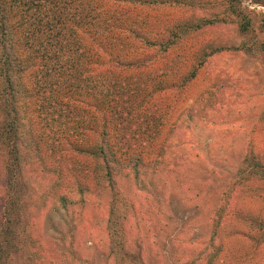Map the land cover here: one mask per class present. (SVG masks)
I'll use <instances>...</instances> for the list:
<instances>
[{
    "label": "trees",
    "instance_id": "obj_1",
    "mask_svg": "<svg viewBox=\"0 0 264 264\" xmlns=\"http://www.w3.org/2000/svg\"><path fill=\"white\" fill-rule=\"evenodd\" d=\"M223 1L237 33H252L239 0ZM209 3L0 0V264H47L37 217L83 208L117 177L162 172L180 130L214 111L210 94L182 109L180 95L209 58L247 50L206 38L220 22L200 15ZM255 155L223 192L189 264H221L223 236L264 245L263 213L236 205L241 187L264 186V155Z\"/></svg>",
    "mask_w": 264,
    "mask_h": 264
},
{
    "label": "rangeland",
    "instance_id": "obj_2",
    "mask_svg": "<svg viewBox=\"0 0 264 264\" xmlns=\"http://www.w3.org/2000/svg\"><path fill=\"white\" fill-rule=\"evenodd\" d=\"M225 7L223 0H210L202 11L204 18L220 20L205 36L247 51L212 56L180 95L182 109L210 94L208 108L214 111L200 110L186 122L190 127L173 140L162 172L139 181L117 177L113 190L88 195L83 208L47 210L37 217L47 264H189L202 251L223 192L249 171L244 158L264 155V0L236 4L250 20L247 36L237 33ZM155 101L163 105L171 97ZM241 188L236 205L264 217L258 196L264 186ZM221 241V264H264V245L252 249L236 235Z\"/></svg>",
    "mask_w": 264,
    "mask_h": 264
}]
</instances>
